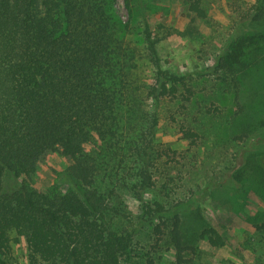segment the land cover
I'll list each match as a JSON object with an SVG mask.
<instances>
[{
    "label": "trees",
    "instance_id": "obj_1",
    "mask_svg": "<svg viewBox=\"0 0 264 264\" xmlns=\"http://www.w3.org/2000/svg\"><path fill=\"white\" fill-rule=\"evenodd\" d=\"M125 2L131 18L140 11L143 19L135 42L116 0H0V264H10L14 241L25 244L28 264H160L163 245L172 264H197L199 243L226 244L199 205L169 200L167 184L162 200L147 198L162 157L159 109L176 101L186 109L195 92L186 76L162 69L143 1ZM209 2L187 1L184 35L199 34ZM239 16L210 75L233 94L230 135L241 158L221 189L238 193L245 208L250 193L264 203V0L240 5ZM144 60L151 82L139 74ZM180 132L191 144L201 139L190 126ZM49 153L70 163L66 190L29 181ZM122 194L140 205L135 221ZM246 221L264 239V210Z\"/></svg>",
    "mask_w": 264,
    "mask_h": 264
},
{
    "label": "rangeland",
    "instance_id": "obj_2",
    "mask_svg": "<svg viewBox=\"0 0 264 264\" xmlns=\"http://www.w3.org/2000/svg\"><path fill=\"white\" fill-rule=\"evenodd\" d=\"M138 1L134 0L136 5ZM142 1V13L161 39L158 53L162 69L186 76L195 92L192 104H185L186 109L178 101L163 103L159 109L161 123L156 148L162 157L157 162V188L147 198L162 200L158 190L167 184L171 189L170 201L189 199L194 208L199 205L205 219L224 236L226 244L222 248L199 243L197 264H264V239L257 238L256 230L246 221L248 216L264 210V203L250 193L244 208L238 193L221 189L231 181L233 168L240 165L241 158L230 135L231 117L236 111L233 94L228 83L210 75L217 55L239 31L240 5L245 8L254 0H210L208 21L198 22L199 34L192 37L183 33L190 20L188 0ZM116 7L122 23L130 21L129 37L134 42L139 40L143 29L140 11L131 18L125 0H116ZM139 74L151 82L153 67L147 60L140 62ZM185 126L199 131L201 139L195 144L184 140L180 129ZM69 164L59 154L49 153L29 181L42 191L55 184L66 190L64 172ZM122 201L125 214L135 221L141 213L139 203L128 194H122ZM194 208L188 207L191 211ZM190 221L194 220L189 217L187 226ZM147 238L148 232L143 231L140 241L146 244ZM166 248L163 245L154 255L156 262L172 264L173 252ZM10 264H28L23 242H13Z\"/></svg>",
    "mask_w": 264,
    "mask_h": 264
}]
</instances>
